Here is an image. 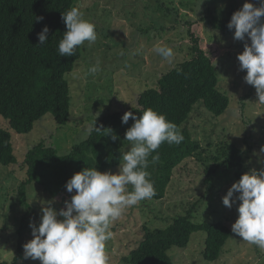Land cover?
I'll return each mask as SVG.
<instances>
[{"label":"rangeland","instance_id":"374dc122","mask_svg":"<svg viewBox=\"0 0 264 264\" xmlns=\"http://www.w3.org/2000/svg\"><path fill=\"white\" fill-rule=\"evenodd\" d=\"M83 17L95 24L97 39L80 45L81 57L73 72L66 75L71 88V119L61 127L47 114L35 123L29 134H16L8 122L0 117V127L12 135L18 164L0 166V231L19 227L23 217L37 227L41 222L42 208L66 210L65 201L71 200L75 190L67 189L55 199L31 184L27 188L28 202L32 206L27 214L19 206L17 189L26 179L21 167L26 152L44 142L60 155L69 153L73 145L82 142L88 129L106 112L120 111L124 105H135L140 92L155 87L157 79L166 71L189 58L186 23L194 22L191 29L201 39V47L218 69V87L230 104L220 117L212 116L197 103L185 124L193 138L206 149L201 159L185 160L173 173L166 196L161 201L143 200L129 207L110 225L112 238L106 242L108 264H123L121 258L133 249L142 238L143 227H162L173 218L185 214L191 204L199 202L192 214L196 224L223 222L231 230L238 218L237 201L231 209L222 203L233 183L252 169H264V105L258 103L256 90L244 81L246 70H240L237 59L250 46V39H234L235 29L224 34L212 30L200 19L209 8L219 18H227L232 9H242L244 3L259 7V0H74ZM165 7L159 9L160 5ZM169 11V12H167ZM264 19V18H262ZM162 27H165L164 29ZM157 44L171 47L175 53L173 64L159 56ZM99 61L100 70L89 71ZM222 142L236 145L241 151L238 167L220 168L211 180L210 190L204 183V169L214 163ZM210 147L208 148V144ZM243 150V151H242ZM119 167L105 172L117 173ZM239 195V193L234 194ZM231 237L213 263L203 259L205 232H195L185 248L173 247L169 251L173 264H264V249L243 240L231 230ZM0 244V256L14 254L15 243L23 245L33 239L29 227L22 238L13 235ZM24 254V252H23ZM19 264H41L39 260L24 259Z\"/></svg>","mask_w":264,"mask_h":264},{"label":"trees","instance_id":"16d2710c","mask_svg":"<svg viewBox=\"0 0 264 264\" xmlns=\"http://www.w3.org/2000/svg\"><path fill=\"white\" fill-rule=\"evenodd\" d=\"M72 7H75L74 0H0V117L16 134L31 133L35 123L47 114L61 127L71 119V88L66 75L73 72L79 61L81 46H77L73 56L61 57L58 45L67 31L62 14ZM159 9L165 10V7L161 4ZM236 11L238 9H232L227 18L221 19L208 8L200 21L212 30L226 34L230 32L227 25ZM37 17L43 19L38 21ZM193 24L186 23L189 58L163 73L155 87L140 92L135 105H124L120 111L101 115L95 124L99 130L93 129L66 155H60L44 142L26 152L21 165L26 179L18 186L17 195L19 206L27 214L32 210L27 200L29 185H38L44 194L55 199L66 190L67 181L75 173L87 167H96L103 173L123 163L122 155L131 147V143L125 140V133L134 123L131 118L127 124L122 123L121 118L126 112H132L139 118L145 109L152 108L175 123L184 136L179 145L161 144L157 150L158 163H150L146 169L156 191L150 200L165 198L174 170L185 160L201 159L205 155L206 149L193 138L185 124L197 103H202L212 116L220 117L227 111L230 99L218 87V69L202 49L199 35L192 31ZM45 26L49 33L46 43L41 45L38 33ZM112 135L118 139L113 141ZM210 146L209 143L208 148ZM216 152L215 156L208 157L214 164L204 169L208 191L220 168L230 169L241 163V151L234 144L222 142ZM17 164L12 135L0 127V166ZM199 204H191L185 214L162 227L144 226L142 238L121 258L123 264H173L168 254L171 248H185L191 235L199 231L206 233L203 259L208 263L218 260L232 235L231 230L223 222L194 223L192 214ZM27 229L28 219L23 217L19 227L0 231V244L8 242L13 235L22 238ZM14 250V254L0 256V264H19L24 258L22 241L15 243Z\"/></svg>","mask_w":264,"mask_h":264},{"label":"clouds","instance_id":"9594fccd","mask_svg":"<svg viewBox=\"0 0 264 264\" xmlns=\"http://www.w3.org/2000/svg\"><path fill=\"white\" fill-rule=\"evenodd\" d=\"M259 2V7L244 3L242 9L232 15L227 27L235 29V40L244 41L246 35L250 39V46L245 43L237 59L240 70L247 73L244 81L255 88L258 103L264 105V0ZM42 19L37 17L38 21ZM62 20L67 31L58 45L61 57L73 56L77 46L97 39L95 24L83 17L79 7L63 13ZM48 33L47 26L38 33L41 45L46 43ZM154 51L169 64L174 63L175 53L171 47L157 44ZM99 70V61L89 69L91 73ZM130 118L134 123L127 129L125 140L131 147L123 153V163L117 173H102L96 167L75 173L65 185L69 193L75 190L70 202L65 201L66 210L58 212L46 206L42 208L39 226L30 222L33 239L23 245L24 259L39 260L41 264H108L106 242L113 236L110 225L127 208L156 195L154 182L146 169L150 163H158L157 150L161 144L179 145L184 140L178 126L152 108L145 109L139 118L126 112L122 123L127 124ZM93 129L99 130L95 122L88 132ZM111 139L115 141L118 137L112 135ZM154 152L156 154L152 155ZM260 152L264 153V146ZM236 193L239 195L234 196ZM237 201H240L238 218L232 224V232L264 249V169H252L243 174L222 197L223 205L229 209Z\"/></svg>","mask_w":264,"mask_h":264}]
</instances>
